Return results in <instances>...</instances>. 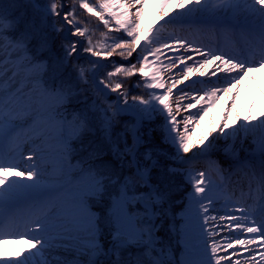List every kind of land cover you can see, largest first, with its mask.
<instances>
[{
  "label": "snow or ice",
  "instance_id": "snow-or-ice-1",
  "mask_svg": "<svg viewBox=\"0 0 264 264\" xmlns=\"http://www.w3.org/2000/svg\"><path fill=\"white\" fill-rule=\"evenodd\" d=\"M148 4L0 0V243L30 245L0 264H264V0H157L158 20L169 17L159 27H146ZM85 13L120 34L98 48ZM179 32L223 35L232 46ZM197 74L211 87H178ZM134 75L141 80L132 87L148 98L130 102L125 83ZM124 114L133 120L121 123ZM156 117L171 151L146 144L143 125ZM108 153L119 168L104 162ZM245 184L243 203L228 195ZM177 207L179 260L157 235Z\"/></svg>",
  "mask_w": 264,
  "mask_h": 264
},
{
  "label": "rangeland",
  "instance_id": "rangeland-1",
  "mask_svg": "<svg viewBox=\"0 0 264 264\" xmlns=\"http://www.w3.org/2000/svg\"><path fill=\"white\" fill-rule=\"evenodd\" d=\"M48 2H49V0H38V3L40 5H42V6L46 5ZM97 2H98V0H97ZM149 2H150V6H148L149 10L147 12V19L145 21L146 27H159L160 24H158L159 20H158V17H157V3L155 2L153 5H151L152 4V0H149ZM177 11H181V10H177ZM27 12H28V19L35 18L37 23H39L41 13L35 12L30 6L28 7ZM87 14H89V13H87ZM174 14L175 13H170V15H174ZM94 18H96V17H94ZM84 27H86L87 29L90 30V32L92 33L93 43L96 44L98 48H101L103 46L111 44L113 37L120 34V33L116 32L114 26L109 27V28H105L101 21L98 22V25H97V23H94V24L93 23H84ZM172 33H173V27L172 26H166V30L163 32V36L164 37H168ZM177 34L186 36L189 40H193V41H196L198 43H203V44H206V45L207 44H213L214 45L216 42H219L222 46H225V47H231L232 46V40L229 39V38L224 37L223 35L213 36V35L207 34V33H194V32H179ZM58 42H59V37H57L56 41L54 42V50H55V44L58 43ZM142 43H143V41H142ZM237 43H239L238 40H237ZM137 51H139V49H137ZM181 51H183V50H181ZM169 55H172V54L169 53ZM135 58L136 57H135V54H134L132 59L135 60ZM194 58L198 59L199 57H194ZM109 59L116 60V61L120 60V58L118 56H114V57L109 58ZM81 60L83 62L87 61V59H85V57H82ZM187 63L191 64V61H187ZM103 64H108V60H103ZM177 67H179V70H180V68H182L183 65H178ZM106 70H111V68L109 67L107 69H102L101 71L103 72V71H106ZM258 76H260V74H258ZM212 79H213V81L215 80V78H212ZM139 80H141V77L138 76V75H134V76H132V77L127 79V82L125 83V88H127L128 91H129V94H130L129 95V100H131V96H133L135 93H137V91L141 92L142 90H144V88L132 87V85L137 84ZM261 84L264 85L263 82L262 83L258 82L259 87H262ZM185 85H188L192 89H205L207 87H211V84L208 83L206 80H202L201 78H199L198 74L194 75L192 77H189V79L187 81H185L184 85H179L178 87H184ZM157 94H159V92ZM261 97H263V98L260 99V101H261L260 104L264 103V96H260L257 93V109H259V107H260L258 99L261 98ZM145 98H148V92L147 91H146ZM109 100L110 101L113 100L112 96H109ZM244 101H245V95H243V93H242L241 94V103H244ZM192 111H195V110H192ZM217 114H222V109H218L217 110ZM130 117L131 116H129L128 114L122 115L120 117L121 123H129L130 119H131ZM157 118H159V120H160V117H156L153 120V124L152 123H150V124L149 123H145L143 125V129H144V131L146 133L148 132L151 135V132L154 131V126H155L154 121ZM46 127H47V125H46ZM120 128H121V126L118 125L117 128H116V131L119 132ZM202 129L204 131H207V125L202 126ZM197 131H200V129H198ZM49 135L51 136V132H49ZM156 135L160 139V136L157 133H156ZM101 136H102V134L97 131L96 134H95V137L89 136V137H87V139H93V138L99 139ZM149 136H148V138H150V139L147 140L146 144L150 143L152 141L153 135H151L150 137ZM210 139H211V137H210ZM160 143H161V141H160ZM225 143L226 142L221 139V140L218 141V146L220 148H223L225 146ZM229 143H230V141H229ZM48 147H49L50 154L54 157L56 152H57V145H56V142H55L54 139H52L50 144H48ZM160 148H164L163 144H162V146ZM237 148L239 149V144L238 143H237ZM244 148L248 149L249 151L251 150L247 143L244 145ZM168 151H171V150L168 149ZM245 154H246L245 151L240 149V156L244 157ZM189 155H191V154H189ZM105 157L107 158L106 160H104L105 163H109L113 167L117 166V161L114 160L112 155L111 156H105ZM76 158H79V156H76ZM212 158L220 160L225 168L228 167V163L225 161V157H224L222 152L214 153ZM127 171H128L127 169H124L125 174H127ZM178 179H180V178H178ZM178 179H177V181H178ZM68 188L70 190L74 191L75 190V184H69ZM189 190H190V188H188V187L184 188V192L189 191ZM242 191L245 194L247 193L246 184L243 186V189H241L240 187L230 188L229 191H228V195L233 200H240L241 201V199H239V198H241V196H242ZM179 192H180L181 196L184 195V192H181L179 190H177L174 193V195L176 196V194L179 193ZM66 194L70 195L71 192H68ZM250 201L251 200H249L248 203H250ZM236 206L238 207L239 205L237 204ZM179 211H180V208L175 213V219L173 220V218H172V220H171L172 223L170 225H167L164 222V225H163V227L160 230L161 233L159 231L158 234H157L158 236H160L162 234L160 236L162 241L165 244H168V245H170L172 247L173 257L175 259H177V260H179L180 257L184 253L183 244H182V242H178V236H177V231L179 230L181 224L183 223V221L180 220V218H179V215H178ZM220 234L225 235L226 233H220ZM220 234L217 236V239L220 238ZM13 241H15V240H13ZM14 244L15 243L12 244V242H11V244H9V241H5L3 243H0V249H2L4 247L5 248L4 252H6L8 250H12V249H14L13 248ZM19 244H27V239L21 240L19 242ZM14 251L18 252L20 250H18V248H16ZM229 251H231V250H229ZM0 256H2L1 253H0ZM101 259H103V258H101Z\"/></svg>",
  "mask_w": 264,
  "mask_h": 264
},
{
  "label": "bare ground",
  "instance_id": "bare-ground-1",
  "mask_svg": "<svg viewBox=\"0 0 264 264\" xmlns=\"http://www.w3.org/2000/svg\"><path fill=\"white\" fill-rule=\"evenodd\" d=\"M157 3V0H152V4L151 5H153L154 3ZM148 6H150V2H149V4H148ZM148 7H147V12H148ZM167 19H169V17H166V18H164V20H159V22H158V24H160V25H162V24H164V22H165V20H167ZM90 59H92L91 57H89ZM94 59V58H93ZM165 62H167V60H165ZM173 71V73H176V72H179V67H177V68H175V69H173L172 70ZM258 82H263L264 83V76H258ZM262 85V84H261ZM262 87H264V85H262ZM243 95H244V93H243ZM263 97H261V98H259L258 99V101H259V106H261V101H260V99H262ZM221 111V110H220ZM128 115H130V114H128ZM131 116V115H130ZM43 127H45L46 128V124L45 125H42ZM51 137V136H50ZM52 141V138H50L49 140H48V144H50V142ZM49 171H51V167H49ZM21 230H23V229H21ZM224 233H226V231L224 232ZM227 234V233H226ZM221 235H223V234H220V236ZM11 242H12V244L13 243H15L14 244V249H12V250H8V251H6V252H4V250H5V248L3 247L2 249H0L1 251H0V253H1V255L3 256V257H12V256H14L15 255V249L16 248H18V250H25V249H29L30 248V245L27 243V244H19L18 242H16V241H13V240H9V244H11ZM80 259L82 260V261H85V264H86V258L85 257H80Z\"/></svg>",
  "mask_w": 264,
  "mask_h": 264
},
{
  "label": "trees",
  "instance_id": "trees-1",
  "mask_svg": "<svg viewBox=\"0 0 264 264\" xmlns=\"http://www.w3.org/2000/svg\"><path fill=\"white\" fill-rule=\"evenodd\" d=\"M85 16L86 17H90V19H88L87 21H85L84 23H97V25H98V20L96 19V18H94V16H92L91 14H87V13H85ZM78 19H79V17H78ZM90 20V21H89ZM134 95H139V93L137 92V93H135ZM157 133V132H156ZM156 136V135H155ZM156 139H159L157 136L155 137ZM162 145H158V147H161ZM164 147V149H166L167 151H168V147L167 146H163ZM99 211H101V209H99V208H97ZM107 233L105 234V236H104V239L105 238H107Z\"/></svg>",
  "mask_w": 264,
  "mask_h": 264
}]
</instances>
